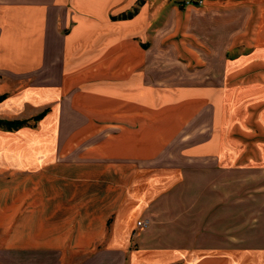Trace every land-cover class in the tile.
<instances>
[{
    "label": "crops",
    "instance_id": "1",
    "mask_svg": "<svg viewBox=\"0 0 264 264\" xmlns=\"http://www.w3.org/2000/svg\"><path fill=\"white\" fill-rule=\"evenodd\" d=\"M194 1L0 0V264H264V0ZM151 30L217 84L153 85Z\"/></svg>",
    "mask_w": 264,
    "mask_h": 264
},
{
    "label": "rangeland",
    "instance_id": "2",
    "mask_svg": "<svg viewBox=\"0 0 264 264\" xmlns=\"http://www.w3.org/2000/svg\"><path fill=\"white\" fill-rule=\"evenodd\" d=\"M194 2H187L186 5H192ZM201 2L197 5H200ZM188 32L196 33L194 36L196 38L203 37L200 34V30H187V33L183 30H151L150 37H146V44H148L149 51V64L147 69L149 70V78L153 85L161 86H172V85H190L185 83H204V84H217L215 80H219L222 72L219 66H217L216 61L218 53H211L206 51V57L212 60L209 67L205 65L206 60H198L192 57L191 60H187L191 53L185 51V48H192L191 41L187 40L189 36L193 35ZM206 37V35H204ZM143 41V39H142ZM193 52L197 55L200 53ZM192 56V55H191ZM201 59H203V56ZM218 60L219 57H218ZM193 64H199L194 66ZM203 64V65H202ZM214 80V81H212ZM185 179L180 188V192H177L175 196H181L184 198L186 204L185 210L181 212L184 218L185 229L190 227L191 221V164L190 162L185 163ZM238 186V185H237ZM235 189V188H234ZM184 197H182V195ZM149 215V216H148ZM142 219L149 220L150 224L153 222L152 214H148ZM149 224V225H150Z\"/></svg>",
    "mask_w": 264,
    "mask_h": 264
},
{
    "label": "built area",
    "instance_id": "3",
    "mask_svg": "<svg viewBox=\"0 0 264 264\" xmlns=\"http://www.w3.org/2000/svg\"><path fill=\"white\" fill-rule=\"evenodd\" d=\"M203 0H195L194 1V4L196 5V4H199L200 2H202ZM149 224H150V222H149V220H147V219H140V220H138L137 221V227H139V228H146V227H148L149 226Z\"/></svg>",
    "mask_w": 264,
    "mask_h": 264
},
{
    "label": "trees",
    "instance_id": "4",
    "mask_svg": "<svg viewBox=\"0 0 264 264\" xmlns=\"http://www.w3.org/2000/svg\"><path fill=\"white\" fill-rule=\"evenodd\" d=\"M42 114L38 115L35 117V119H38ZM0 124H6L7 126H17L19 124H21V121H2L0 120Z\"/></svg>",
    "mask_w": 264,
    "mask_h": 264
}]
</instances>
